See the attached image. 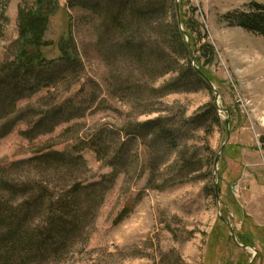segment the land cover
<instances>
[{"label":"rangeland","instance_id":"1","mask_svg":"<svg viewBox=\"0 0 264 264\" xmlns=\"http://www.w3.org/2000/svg\"><path fill=\"white\" fill-rule=\"evenodd\" d=\"M21 1L8 0L7 22L0 20V64L18 38ZM65 1L59 0L60 9L50 18L46 38L54 46L43 53L48 59L59 55L55 44L71 15L82 67L57 88L24 98L16 107L43 112L70 100L84 114L32 139L22 135L29 129L24 121L0 134V178L26 175L30 170H2L46 149L70 151L102 128L106 133L97 149L103 158L84 148L80 155L86 170L78 177L99 181L111 175L110 162L116 156L118 160L113 163L117 164L116 177L89 233L51 264H264V39L227 22L228 16L246 11L252 2L264 4V0H172L170 13L176 15L177 2L180 19H188L193 12L206 35L196 45H203L205 52L200 64L219 95L220 109L227 111L216 109L218 122L206 114L201 126L184 139L177 138L175 146L167 137L170 133L163 137L156 130L146 136L135 124L156 117L151 114L154 109L166 110L162 114L172 129L165 130L173 132L183 126L182 118L203 114L214 105L211 89L195 86L192 91L152 92L175 77L170 73L153 78L148 64L149 55L156 56L152 37L143 36L140 42L147 56L144 66H137L125 54L110 59L105 37L94 30L95 20L77 10L67 11ZM208 45L215 55L211 62ZM259 77L263 82L253 87L254 78ZM12 115L5 110L0 114V132L2 117ZM226 118L230 119V139L217 163V200L213 167L226 139ZM182 156L188 158L186 168L178 167ZM0 196L3 202L13 203L10 194L0 191ZM229 226L240 245L255 249V256L250 249L236 246Z\"/></svg>","mask_w":264,"mask_h":264},{"label":"trees","instance_id":"2","mask_svg":"<svg viewBox=\"0 0 264 264\" xmlns=\"http://www.w3.org/2000/svg\"><path fill=\"white\" fill-rule=\"evenodd\" d=\"M7 3L8 0H0V20L3 23L7 22ZM170 5L172 0L65 1L67 11L77 10L95 20L94 30L105 37L110 59L125 54L137 66H144L147 56L140 42L143 36L152 37L151 45L156 50V56L152 58L149 55L151 59L148 64L151 65L153 78L175 74L170 82L152 89V92L163 95L192 91L195 86L210 91L203 77L190 64L184 33L189 38L193 54H200L194 60L203 75L204 66L200 60L205 52L203 45H196L206 35L200 31L193 12L188 19L181 20V31L176 15L170 13ZM59 9V0H22L17 7L18 38L10 48V55L0 64V114L4 110L5 113L10 111L13 114L12 117H2L4 123L1 125V136L7 134L17 122L24 121L29 129L22 135L32 139L37 135L49 134L56 126L84 114L70 100H64L43 112L29 108L19 111L16 107V103L24 98L32 97L42 90L57 88L82 67L73 36L74 21L71 15L67 17L63 35L55 44L59 55L48 59L43 53L54 46V42L48 40L46 35L50 18ZM227 18L230 26L242 28L264 39V4L252 2L246 11L234 13ZM207 48L208 62H211L215 56L214 50L210 45ZM106 58L110 63L109 58ZM163 112L166 110H152L151 114H156V117L136 123L135 127L146 136L157 130L158 134L165 137V132H168L170 135L167 134V137H171L175 146L176 140L184 139L186 133L201 126L206 114L218 122L216 108L210 105L208 113L182 118L183 126L173 132L166 131L172 127H168L170 120ZM182 129L187 131L182 134ZM105 133L106 129L102 128L80 141L81 144L73 146L70 151L46 149L28 159L15 161L2 170V173L17 169L30 171L9 180L0 178V191L10 194L13 200L9 204L3 202L0 196V264H51L55 259L64 257L83 235L86 237L116 177L117 164L113 163H116L118 156L110 162L113 167L110 176L87 182L78 177L81 170H86L85 160L80 153L84 148H90L98 158H103L97 146ZM205 149L213 154L208 146ZM180 158L182 160L178 167L186 168L189 165L188 158ZM125 212H121L120 218ZM31 223L33 227L29 226Z\"/></svg>","mask_w":264,"mask_h":264},{"label":"water","instance_id":"3","mask_svg":"<svg viewBox=\"0 0 264 264\" xmlns=\"http://www.w3.org/2000/svg\"><path fill=\"white\" fill-rule=\"evenodd\" d=\"M176 20H177V23H178V26L180 28L181 31H183L182 29V26H181V19H180V11L178 9V3L176 2ZM185 35V41L188 45V51H189V60L191 62V66L192 68L194 69V71L196 73H198L201 77H203L204 81L208 84V86L210 87L211 91L213 92L214 94V106L215 108L218 110V111H223V112H227L226 110H223V109H220L219 105H218V98H219V95L218 93L216 92V90L214 89V87L212 86L211 82L202 74V72L200 71V69L196 66V63H195V60H194V55H193V52H192V49L190 47V41H189V38L188 36L184 33ZM229 121L230 119L229 118H226L225 119V124H226V139L223 143V145L220 147V150H219V153L216 155L215 157V160H214V167H213V172H214V177L216 179V182H215V185H214V190H215V197L216 199L218 200V179H219V176H218V169H217V163H218V160L220 158V155L222 153V151L224 150L226 144L228 143L229 139H230V129H229ZM229 231H230V234H231V238H232V241L236 244L237 247L243 249V250H247V249H250L251 251L254 252V256L256 255V251L253 247H245V246H242L238 243L237 239H236V236L232 230V228L229 226Z\"/></svg>","mask_w":264,"mask_h":264},{"label":"bare ground","instance_id":"4","mask_svg":"<svg viewBox=\"0 0 264 264\" xmlns=\"http://www.w3.org/2000/svg\"><path fill=\"white\" fill-rule=\"evenodd\" d=\"M244 57V56H243ZM245 58V57H244ZM244 60V59H243ZM242 61V60H241ZM250 63V62H249ZM252 63V62H251ZM253 65H255V63H253ZM251 80H253V79H251ZM246 82H247V80H246ZM252 82V81H251ZM250 82V83H251ZM261 82H263V81H261L260 80V77L259 78H254V80H253V82H252V86L253 87H255V86H258L259 85V83H261ZM248 86V85H247ZM249 88V87H248ZM261 88V87H260ZM260 90H262V88L260 89ZM264 92V91H263ZM262 95V94H261ZM262 100L264 101V97H262Z\"/></svg>","mask_w":264,"mask_h":264}]
</instances>
